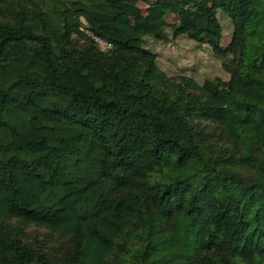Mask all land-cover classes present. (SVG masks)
<instances>
[{"label":"trees","instance_id":"1","mask_svg":"<svg viewBox=\"0 0 264 264\" xmlns=\"http://www.w3.org/2000/svg\"><path fill=\"white\" fill-rule=\"evenodd\" d=\"M140 1L0 0V264H264V0ZM182 35L228 78L144 44Z\"/></svg>","mask_w":264,"mask_h":264},{"label":"rangeland","instance_id":"2","mask_svg":"<svg viewBox=\"0 0 264 264\" xmlns=\"http://www.w3.org/2000/svg\"><path fill=\"white\" fill-rule=\"evenodd\" d=\"M198 2L204 8H209L213 3L210 0H198ZM137 4L145 8V5L140 0H137ZM161 14L169 22H177L179 19L177 15L166 11ZM142 15L145 16L146 12H143ZM186 15L192 16L191 14ZM218 17L223 25V31L211 40L216 44L226 46L231 40L232 24L228 16L223 12L219 11ZM119 21L139 32L137 18L123 14L119 17ZM217 23L219 22L213 17H209L202 22V25L212 30H218ZM183 31V33L198 34V30H190L185 25H183ZM145 38V46L158 53V65L170 74L184 73L194 76L198 81L216 76L228 78L221 59L212 51L210 44H200L199 41L189 38L187 35L179 36L176 40H172L167 44L151 37Z\"/></svg>","mask_w":264,"mask_h":264},{"label":"built area","instance_id":"3","mask_svg":"<svg viewBox=\"0 0 264 264\" xmlns=\"http://www.w3.org/2000/svg\"><path fill=\"white\" fill-rule=\"evenodd\" d=\"M96 40L98 41L99 45L103 48V49H106L108 47H110L111 45L105 41H103L102 39L100 38H96Z\"/></svg>","mask_w":264,"mask_h":264}]
</instances>
